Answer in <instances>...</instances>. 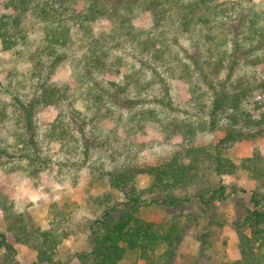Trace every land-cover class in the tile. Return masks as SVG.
I'll return each mask as SVG.
<instances>
[{"label":"rangeland","instance_id":"374dc122","mask_svg":"<svg viewBox=\"0 0 264 264\" xmlns=\"http://www.w3.org/2000/svg\"><path fill=\"white\" fill-rule=\"evenodd\" d=\"M212 1L239 3L242 6L241 15L249 7L264 13V0H259V3L256 0ZM32 2L24 16L13 21V32L20 31L19 36H24V42L19 36L0 37V101L9 100L21 74L36 62L40 63L41 75L48 78L50 84L56 85L61 94L65 92L66 99H60L58 105L45 100L35 118L38 144L41 154L49 160L48 168L37 176L28 177L16 156L10 160L0 155V199L13 204V211L22 215L28 228L40 230L46 240L52 236L56 238V247L38 264H80L78 257L88 252L89 245L87 234L81 233V228L77 226L91 217L94 200L110 197L116 201H126L130 196L126 186L111 183L108 173L119 166L160 164L167 161L172 151L181 145L207 153H213L216 147L224 149L217 157V170L212 167L211 180L226 187L227 200L218 203L207 216L199 214L194 202L186 208V212L196 219L190 223L173 264H264V241L246 246L239 241L236 228L239 225L240 232L252 239L249 224L253 206L250 197L252 193L257 196L264 193V135L251 142L225 141L231 128L258 119L264 113V91L257 89L258 85L264 89V73L259 70L252 72V64L246 68L240 60L225 86L226 89L232 88L235 78L243 71L247 72L246 76L254 74L249 82L251 84H248L247 96L240 100L238 109L225 108L218 112L213 131L198 132L195 127L197 123H207V119L202 118L196 106L191 107L193 100L189 83L180 78L167 79L169 95L166 96L164 87L153 76L154 72H148L153 68L159 74L161 66L159 63L153 65L148 57L140 63L136 54H130L125 49L111 50L113 56L124 55V64L117 69L103 68L96 72L83 66V58L87 54L81 48L85 39L82 32H74L69 50H57L52 57L42 54L43 24L37 8L42 0ZM4 4L5 0H0V17L9 14ZM85 7L86 3L81 0H76L73 6L77 12ZM134 10L133 27L136 31H143L147 28L149 15L144 14L138 6ZM234 23V18L227 21L223 30ZM112 27L110 23L98 19L90 32L92 35L98 31L106 34ZM161 31L170 46V52L167 50L163 56L166 60H171L174 53L183 55L187 52V55H191L201 49L193 47V43L173 27L166 26ZM210 40L211 35L204 34L203 41ZM108 46L112 47L113 43L109 41ZM21 53L25 62L11 57ZM31 55L36 56L34 60L29 58ZM130 65L135 68L144 66L142 86L154 82L148 90L142 89L139 93L131 90L128 94H120L112 100L113 104L106 100H88V89H92V86L90 92L97 91L99 88L96 84L109 89L110 93H116L123 83L130 80ZM82 73H86L85 78ZM226 78V72L220 76L222 81ZM193 81H197V78H193ZM194 92L196 96L201 94L197 89ZM130 100L134 104L127 106L126 101ZM159 101L169 102L172 110L169 111ZM60 120L69 124L76 135L74 144L64 146L49 139L51 126L57 125ZM182 123L196 129L192 136L171 132L172 124ZM11 126L12 122H9L7 131L11 130ZM256 157L262 161L260 166L263 172L260 176L249 162V159ZM144 181L143 178L139 179L138 185ZM63 215H68L69 219H62L71 224V229L66 230L68 224L65 222L63 229L66 235L55 226L56 220ZM170 217L171 212L162 209L141 211L139 234L129 243V254L122 264H147V259L137 248L138 243L145 240L155 224ZM5 219L0 210V235L6 232ZM7 239L10 244L13 243L11 235L8 234ZM14 250L15 256L8 264L36 262L34 252L20 246H14ZM7 252L8 245H5L0 253Z\"/></svg>","mask_w":264,"mask_h":264},{"label":"trees","instance_id":"16d2710c","mask_svg":"<svg viewBox=\"0 0 264 264\" xmlns=\"http://www.w3.org/2000/svg\"><path fill=\"white\" fill-rule=\"evenodd\" d=\"M81 1L86 3V7L80 12L73 8L76 0H42L38 5L43 24L42 54L52 57L57 50H69L73 44L74 32H82L85 39L81 48L87 54L83 58V66L96 72L103 68L117 69L124 64V55L113 56L111 50L125 49L130 54H136L140 63L148 57L153 65L159 63L161 66L159 74L153 68L148 72H154L153 76L164 87L166 96L169 95L167 79L180 78L189 83L193 100L191 107L196 106L195 109L202 118L207 119V123H197L195 127L198 132L213 131L218 112L225 108L238 109L240 100L247 96L248 84H251L249 82L253 80L254 74L246 76L247 72L243 71L235 78L232 88L226 89L225 86L240 60L246 68L252 64V72L257 73L259 70L264 73V13L253 8L249 7L241 15L242 6L239 3H213L212 0ZM33 2L5 0L4 7L9 10V14L0 17V37L18 38L21 35L20 31L13 32V21L24 16ZM137 6L144 14L149 15L147 28L143 31H136L132 24ZM232 18L235 19L234 25L223 30L225 23ZM98 19L114 27L106 34L98 31L92 35V25ZM166 26L178 30L187 41L193 43V47H200V51L191 55H187V52L183 55L174 53L171 60L164 59L167 50L170 52L168 40L161 31ZM204 34H210L211 40L203 41ZM19 37L24 42V36ZM109 41L113 43L112 47L108 46ZM23 56L21 53L16 58L11 57L25 62ZM35 57L31 55L29 58L34 60ZM129 68L130 80L123 83L116 93H110L109 89L105 90L96 84L99 89L90 92L93 89L91 86L92 89L87 92L88 100H106L113 104L112 100L120 94H128L131 90L139 93V90H148L152 86L154 82L151 81L145 86L141 84V78L145 74L143 65L139 68L130 65ZM225 72L227 78L222 81L220 76ZM193 78H197V81H193ZM196 89L200 95L196 96ZM257 89L264 91L261 85ZM60 99H66V93L61 94L56 85L50 84L49 79L41 75L40 63L36 62L21 74L9 100L0 101V155L10 160H13L12 156H16L28 177L39 175L49 166V160L41 154L38 144V133L34 126L36 115L45 100L58 105ZM126 102L127 106L134 104L132 100ZM159 103L169 111L172 110L169 102ZM150 114L153 112L150 111ZM9 122H12V126L7 131ZM171 126V132L187 136H192L196 130L190 124ZM263 135L264 113H261L258 119L248 120L240 127L231 128L225 141L251 142ZM48 136L52 142L57 141L64 146L76 142V135L69 124L62 120L51 126ZM221 150L224 149L216 147L213 153H207L181 145L172 151L167 161L160 164L113 168L108 173L111 183L126 186L130 196L126 201H116L110 197L94 200L91 217L77 226L81 228V233L87 234L89 245L88 252L78 257L79 263L122 264L128 257L129 243L139 234L141 211L162 209L171 212V217L155 224L145 240L138 243L137 248L147 259V264H173L190 223L196 219L186 212V208L194 202L199 214L207 216L218 203L227 200L226 187L211 180L212 167L217 170L215 165ZM249 162L260 176L263 172L261 158L249 159ZM142 178L145 181L138 185V180ZM250 202L253 206L249 224L252 239L240 232L239 225L236 227L239 241L246 246L264 241V193L260 196L252 193ZM0 210L6 218V232L0 235V250L8 245V252L0 253V264H8L12 260L15 256L14 246L34 252L36 262L32 264H38L56 247L55 237L46 240L40 230L28 228L22 215L13 211V204L6 199H0ZM62 218L69 219L68 215L60 216L55 226L66 235L67 232L63 229L66 221ZM66 224V230H70V222ZM8 234L12 236V244L8 242Z\"/></svg>","mask_w":264,"mask_h":264},{"label":"clouds","instance_id":"9594fccd","mask_svg":"<svg viewBox=\"0 0 264 264\" xmlns=\"http://www.w3.org/2000/svg\"><path fill=\"white\" fill-rule=\"evenodd\" d=\"M256 2L259 3V0H256ZM185 46H187V45H185ZM78 107H79V106H78ZM81 110H82V109H81Z\"/></svg>","mask_w":264,"mask_h":264}]
</instances>
